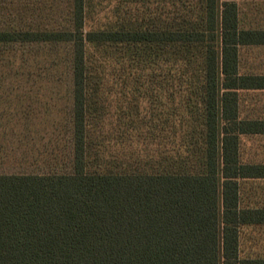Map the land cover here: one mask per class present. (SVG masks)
I'll use <instances>...</instances> for the list:
<instances>
[{
	"label": "trees",
	"instance_id": "1",
	"mask_svg": "<svg viewBox=\"0 0 264 264\" xmlns=\"http://www.w3.org/2000/svg\"><path fill=\"white\" fill-rule=\"evenodd\" d=\"M236 1L15 0L0 60L15 51L20 104L34 69V103L58 115L16 119L0 264H264L240 249L264 224L240 182L264 166L241 161L239 133L264 121L241 116L238 90L264 77L238 73L253 32Z\"/></svg>",
	"mask_w": 264,
	"mask_h": 264
},
{
	"label": "crops",
	"instance_id": "2",
	"mask_svg": "<svg viewBox=\"0 0 264 264\" xmlns=\"http://www.w3.org/2000/svg\"><path fill=\"white\" fill-rule=\"evenodd\" d=\"M236 2L239 29L253 32L252 43L247 36L248 42L239 44L237 47L238 73L264 77V0H237ZM261 82L258 87L238 90L241 116L260 122L264 121V99H262L264 82ZM250 93L258 96L256 101L251 102L245 99V96ZM239 149L241 161L244 164L264 166V128L239 133ZM240 183L245 184V195L248 199L258 200L260 205H264V179H245ZM260 210L264 214V206L260 207ZM241 232L240 249L242 244L246 249H242L243 254L248 253L247 255L252 258H264V224L246 226ZM250 233H253L252 237Z\"/></svg>",
	"mask_w": 264,
	"mask_h": 264
},
{
	"label": "rangeland",
	"instance_id": "3",
	"mask_svg": "<svg viewBox=\"0 0 264 264\" xmlns=\"http://www.w3.org/2000/svg\"><path fill=\"white\" fill-rule=\"evenodd\" d=\"M15 0H0V21L1 20H12L13 19V6L15 5ZM8 48V47H4ZM17 46L13 45L11 50L16 49ZM17 51V49H16ZM15 51L10 52L11 57L6 58L3 57L0 60V171H13L18 169V163L12 160H4L1 161L4 156H8L9 158L14 157L18 161V150H19V142L17 141V130L15 128L16 119L21 117L22 113L28 116H44L46 118H52L58 112H48L42 107L41 109L38 106V103H34L35 100L32 99L36 96V92L42 93V87L38 84V74L36 70L32 69L31 73H29L30 79L23 83L25 88L24 101L20 104V92H19V79L22 70L18 66V62H14L12 54ZM17 54V53H16ZM258 57L260 55L258 54ZM54 77V76H53ZM52 77V78H53ZM21 83V82H20ZM22 84V83H21ZM54 84V83H53ZM57 85L49 84L47 91L45 92L46 95H50L51 91H60V95L57 97L58 99L55 100V105L63 102V95L64 89L58 88ZM22 90V89H21ZM50 96L45 97L43 100L51 103L52 100ZM258 98L257 95L254 93H250L249 95L245 96V99L253 102L256 101ZM264 99V95L262 96ZM21 106L24 107L23 112ZM63 108V104L61 105ZM244 152L246 149L244 148ZM13 165V166H12ZM251 185V184H250ZM247 233H243V235ZM251 237L253 233L249 234ZM241 248L245 249L244 244L241 245Z\"/></svg>",
	"mask_w": 264,
	"mask_h": 264
}]
</instances>
